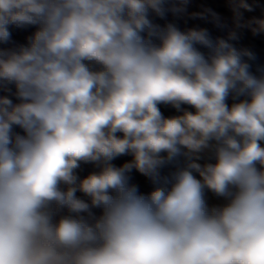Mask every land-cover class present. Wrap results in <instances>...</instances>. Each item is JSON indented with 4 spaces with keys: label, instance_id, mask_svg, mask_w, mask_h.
I'll return each instance as SVG.
<instances>
[{
    "label": "clouds",
    "instance_id": "1",
    "mask_svg": "<svg viewBox=\"0 0 264 264\" xmlns=\"http://www.w3.org/2000/svg\"><path fill=\"white\" fill-rule=\"evenodd\" d=\"M189 3L0 0V264H264V66Z\"/></svg>",
    "mask_w": 264,
    "mask_h": 264
},
{
    "label": "crops",
    "instance_id": "2",
    "mask_svg": "<svg viewBox=\"0 0 264 264\" xmlns=\"http://www.w3.org/2000/svg\"><path fill=\"white\" fill-rule=\"evenodd\" d=\"M247 3L251 5L252 11H245L241 9L243 13L242 23L248 22L256 19H264V0H247ZM204 9H211L220 17V24L222 26L218 27L209 17L208 20H201L199 18H192L191 13L201 12ZM157 23L164 24L166 22H172L177 24L182 30L187 28H206L215 37L226 38L228 33L235 30L238 35V39L234 41L238 48H247L253 51L256 55V65L264 66V33L253 34L250 27L236 28L234 23V14L230 6L229 0H190L188 5V11L180 16H174L169 13L166 20H156ZM34 29L21 30L12 28V41L14 43H25L26 37L31 34ZM161 110L164 112L165 116L174 115L175 110L170 107L161 106ZM130 159V157H122L115 161L117 165L123 163L125 160ZM91 165H82L80 175H87L92 171ZM133 182L140 186V191L147 193L151 190V184L146 178L142 177L139 173L133 172ZM79 195V194H78ZM209 203L216 204L222 203V201L217 200L209 194Z\"/></svg>",
    "mask_w": 264,
    "mask_h": 264
}]
</instances>
